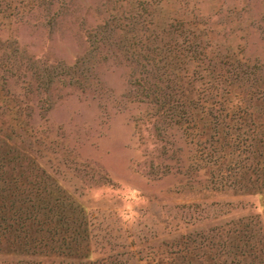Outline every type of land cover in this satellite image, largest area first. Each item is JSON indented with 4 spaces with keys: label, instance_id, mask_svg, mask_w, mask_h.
I'll use <instances>...</instances> for the list:
<instances>
[{
    "label": "rangeland",
    "instance_id": "1",
    "mask_svg": "<svg viewBox=\"0 0 264 264\" xmlns=\"http://www.w3.org/2000/svg\"><path fill=\"white\" fill-rule=\"evenodd\" d=\"M189 36L207 67L255 62L234 90L264 119V0H0V264H264V172L188 173L126 51L184 74Z\"/></svg>",
    "mask_w": 264,
    "mask_h": 264
},
{
    "label": "trees",
    "instance_id": "2",
    "mask_svg": "<svg viewBox=\"0 0 264 264\" xmlns=\"http://www.w3.org/2000/svg\"><path fill=\"white\" fill-rule=\"evenodd\" d=\"M109 37L107 36L106 39L108 40ZM191 38L193 36L188 37L187 50L173 46L162 49L169 53L165 56L166 59L170 55H185L181 52L182 49L188 51V69L184 74H174L170 69L171 62L160 66L158 63H163L165 60L159 59L161 55L157 50L153 51L154 56L146 54V51L150 50L144 47L145 40L138 42L141 44L140 47L136 44L135 48L132 44L127 48L128 52H131V48H139L133 57L137 58L143 67L139 72V78L136 79L139 81L142 94L155 106L156 113L153 116L162 117L167 124L166 131L172 130L173 136L176 135V130H183V125L186 123L184 131L188 133V142H186L188 173L200 176L207 167L225 166L229 161H236L241 168L249 165L251 170L259 175L264 172V150L260 149L264 147V119L253 120L248 124L247 118L243 115L247 110H241L245 98L241 96V92L237 93L234 89L242 88L247 84L246 81H251L252 84L248 83L249 87L256 88L260 86L263 77L256 76L258 71L251 66L254 62L252 60L245 64L239 61L238 65L233 64L232 69L227 68L225 71H219L215 66L203 65V61L196 53L194 39ZM183 63L187 62H181ZM191 63H197V66L191 69ZM163 83H166L165 87L162 86ZM247 95L249 96L247 99L250 100V98L255 99V95L258 94L250 90ZM211 124L215 132L207 137ZM219 126L223 127L221 131L218 130ZM220 134L224 135V142L221 141ZM233 169L228 165V170L233 171ZM33 217V215L24 217L20 214V218L14 219V222L19 225L26 224ZM3 220L7 222L6 218ZM10 228L12 229L13 225Z\"/></svg>",
    "mask_w": 264,
    "mask_h": 264
}]
</instances>
